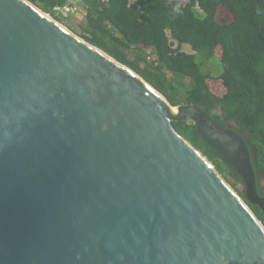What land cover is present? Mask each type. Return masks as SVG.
I'll return each instance as SVG.
<instances>
[{
  "label": "water",
  "instance_id": "1",
  "mask_svg": "<svg viewBox=\"0 0 264 264\" xmlns=\"http://www.w3.org/2000/svg\"><path fill=\"white\" fill-rule=\"evenodd\" d=\"M175 108V111L172 109ZM247 148L29 0H0V264H264Z\"/></svg>",
  "mask_w": 264,
  "mask_h": 264
},
{
  "label": "trees",
  "instance_id": "2",
  "mask_svg": "<svg viewBox=\"0 0 264 264\" xmlns=\"http://www.w3.org/2000/svg\"><path fill=\"white\" fill-rule=\"evenodd\" d=\"M58 21L52 8L66 0H29ZM84 18L73 29L79 37L141 76L168 102L190 103L221 128L238 134L245 144L264 197V0H81ZM225 10L230 21L217 20ZM200 11V13H199ZM187 44L193 53L183 51ZM219 57L221 72L202 70V63ZM220 80L217 95L210 83ZM175 129L219 171L240 183L239 196L264 226V212L244 196L245 184L222 154L195 125L173 122ZM228 175V177H227ZM264 181V180H263Z\"/></svg>",
  "mask_w": 264,
  "mask_h": 264
},
{
  "label": "rangeland",
  "instance_id": "3",
  "mask_svg": "<svg viewBox=\"0 0 264 264\" xmlns=\"http://www.w3.org/2000/svg\"><path fill=\"white\" fill-rule=\"evenodd\" d=\"M177 2H178V4H186L188 2V0H177ZM81 10L82 11L79 14H77L76 16H70L68 18V20L67 19H63V21H58L54 17H52L51 15H49V14L48 15L51 18H53L56 21H58L59 23H61L66 28H68L74 34H76L77 36H79L77 34V32L75 31V29H73V28H74V26H77L80 22L83 21L84 12H83V9L82 8H81ZM199 13H200V11H199ZM230 19H231V16L225 10H219L218 11V13H217V20L218 21H220V22H227V21H230ZM181 49L183 51H185V52L193 53V50L187 44H183ZM202 70L205 71V72L208 71V72H210L213 75L220 74V72H221V64H220V61H219V57H213L210 60H207L204 63H202ZM210 87H211V90L213 92H215L217 95H221L223 93V91H224V88L222 87V85L220 83V80H218V79L217 80L215 79L214 81H212L210 83ZM222 176L226 180V178H225L226 174H222ZM227 177H228V175H227ZM226 181H227V183L231 187H232V183H234L237 190H241V191L243 190L242 185L240 183H236L231 177H228ZM262 184H264V181L262 182ZM233 189L235 190V188H233ZM237 190H235V191L238 193Z\"/></svg>",
  "mask_w": 264,
  "mask_h": 264
},
{
  "label": "built area",
  "instance_id": "4",
  "mask_svg": "<svg viewBox=\"0 0 264 264\" xmlns=\"http://www.w3.org/2000/svg\"><path fill=\"white\" fill-rule=\"evenodd\" d=\"M81 0H66L63 5H55L52 10L56 15H61L62 17L76 16L82 10L80 8Z\"/></svg>",
  "mask_w": 264,
  "mask_h": 264
},
{
  "label": "flooded vegetation",
  "instance_id": "5",
  "mask_svg": "<svg viewBox=\"0 0 264 264\" xmlns=\"http://www.w3.org/2000/svg\"><path fill=\"white\" fill-rule=\"evenodd\" d=\"M263 179H264V175H259V180H258V182H259L260 187L263 185V184H262Z\"/></svg>",
  "mask_w": 264,
  "mask_h": 264
},
{
  "label": "bare ground",
  "instance_id": "6",
  "mask_svg": "<svg viewBox=\"0 0 264 264\" xmlns=\"http://www.w3.org/2000/svg\"><path fill=\"white\" fill-rule=\"evenodd\" d=\"M47 16H49V15L47 14ZM61 25H62V24H61ZM172 110L175 111V108H173Z\"/></svg>",
  "mask_w": 264,
  "mask_h": 264
}]
</instances>
